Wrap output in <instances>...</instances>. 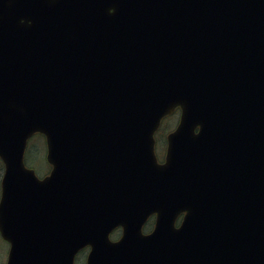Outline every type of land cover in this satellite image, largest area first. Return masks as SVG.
Instances as JSON below:
<instances>
[{"label": "water", "instance_id": "water-1", "mask_svg": "<svg viewBox=\"0 0 264 264\" xmlns=\"http://www.w3.org/2000/svg\"><path fill=\"white\" fill-rule=\"evenodd\" d=\"M19 2L0 0L6 264H73L85 245V264L262 263L264 0ZM36 131L43 178L23 162Z\"/></svg>", "mask_w": 264, "mask_h": 264}, {"label": "rangeland", "instance_id": "rangeland-1", "mask_svg": "<svg viewBox=\"0 0 264 264\" xmlns=\"http://www.w3.org/2000/svg\"><path fill=\"white\" fill-rule=\"evenodd\" d=\"M178 121V113H174L169 115V117L163 122V128L158 131L157 134V140L161 141V136L165 131H169L170 129H173L175 124ZM158 141V142H159ZM29 144H31L29 147V152L26 153L27 160L37 168L38 172H40V175L46 174L49 170V165L45 161V152H46V145L44 143V138H42L39 134H36L35 136L31 137L29 139ZM160 147V145H159ZM159 151V150H158ZM48 170H47V166ZM45 172V173H44ZM1 175V171H0ZM118 233V232H117ZM7 243L2 239L0 236V264H5L7 259V250H8ZM86 251L79 252L80 254L75 259V264H84V259L86 257Z\"/></svg>", "mask_w": 264, "mask_h": 264}, {"label": "flooded vegetation", "instance_id": "flooded-vegetation-1", "mask_svg": "<svg viewBox=\"0 0 264 264\" xmlns=\"http://www.w3.org/2000/svg\"><path fill=\"white\" fill-rule=\"evenodd\" d=\"M18 7V13L20 12V9H19V6H17ZM23 16H26V15H23ZM21 21H26L25 20V18L24 17H21ZM28 22V21H27ZM24 41H21L19 44H18V46L17 47H19V49H22V48H24ZM8 47H7V45L6 44H4V43H1L0 42V63H1V61H3L4 60V56L5 55H7L8 53H6V49H7ZM0 66H1V64H0ZM5 74V71L3 70V71H1L0 70V76L2 75V76H4L3 77V80H5L6 79V76L4 75ZM0 80H1V78H0ZM157 132L155 133V136H154V138H155V140H156V144L155 145H157V142H158V140H157ZM166 136H167V134H162V136H161V139L163 140V143H162V145L160 146V150H159V153H158V162L159 161H163V159H164V157H165V153H166V144H167V139H166ZM258 264H264V261H262V263H258Z\"/></svg>", "mask_w": 264, "mask_h": 264}, {"label": "trees", "instance_id": "trees-1", "mask_svg": "<svg viewBox=\"0 0 264 264\" xmlns=\"http://www.w3.org/2000/svg\"><path fill=\"white\" fill-rule=\"evenodd\" d=\"M149 225V224H148Z\"/></svg>", "mask_w": 264, "mask_h": 264}]
</instances>
